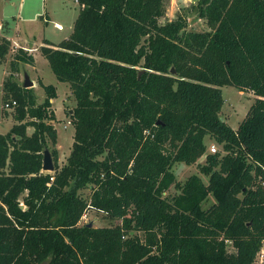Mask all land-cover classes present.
Segmentation results:
<instances>
[{"label": "trees", "instance_id": "trees-1", "mask_svg": "<svg viewBox=\"0 0 264 264\" xmlns=\"http://www.w3.org/2000/svg\"><path fill=\"white\" fill-rule=\"evenodd\" d=\"M77 1L71 35L41 47L76 100L63 166L54 147L55 170H43L58 138L56 87L40 80L38 104L33 87L4 81L17 104L16 123L0 133V264H258L264 0H199L203 31L188 29L183 14L161 23L169 0ZM11 51L0 35V60ZM13 51L12 69L34 64L25 48ZM228 85L255 95L237 129L221 114ZM178 162L197 163L208 181H179ZM172 186L177 193L165 196ZM89 187L87 199L80 191ZM88 208L121 223L81 224Z\"/></svg>", "mask_w": 264, "mask_h": 264}, {"label": "rangeland", "instance_id": "rangeland-1", "mask_svg": "<svg viewBox=\"0 0 264 264\" xmlns=\"http://www.w3.org/2000/svg\"><path fill=\"white\" fill-rule=\"evenodd\" d=\"M2 1L6 0H0V2ZM198 1L199 0H169L166 14L161 18L160 22L164 23L167 20L174 19L179 14H183L187 18L188 29L197 31L207 30L208 26L197 14L196 5ZM80 8V4L77 0H26L22 12H20L18 8H15V10L11 9V11H8L9 16L6 17V19L12 28L17 25L19 31L18 38L22 43L23 40H27L25 43L30 46L34 43L42 45L43 42L48 40L55 44H59L71 35ZM5 22L2 23L0 20V23L4 25H6ZM58 24L61 25V28ZM18 46L21 47L22 45L12 44V51L10 54L6 58L0 60V133H7L14 122L16 123L14 117L16 107L6 108L4 105L14 98L11 93L3 89L6 70H9L6 79L10 75L11 80L16 81L22 86L24 84L25 73H28L32 81L36 80V82H38V77H36L31 66H25L23 62H20L17 64L16 70L11 68V62L15 55V51L13 50H16ZM41 53L40 47L35 68H37L39 74L44 78L46 84L58 85L57 96L54 98V103H52V111L56 116V119L52 123L57 129L58 138L56 145L51 141L49 142V149L50 151H52L54 147L58 149L59 165L63 166L71 153L74 142L75 126L73 122L69 123L68 121H72L70 110L75 107L76 100L71 94L69 84L66 82H58L56 74L53 72L47 58ZM33 90L37 98V103H42L46 97L45 90L40 86H36V88L33 87ZM222 94L224 105L221 114L234 129H237L254 102L255 95L252 92L240 91L230 85L222 87ZM13 119L14 122L12 121ZM33 131L34 128L29 126L28 133L31 134ZM213 145H216L218 150H221V146L217 145L212 140H208V149L210 151ZM204 161V157L199 160V162ZM174 172L177 179L181 182H184L192 174H200L205 182L208 181V176L199 172L197 163L188 165L178 162L174 165ZM91 192L92 188L89 187L81 190L80 194L88 199ZM175 193H177V190L172 186L169 191L165 193V196H172ZM213 200L214 198L210 196L204 206L211 204ZM84 214H86V217L81 219V224L92 223V226L99 227L121 223L120 219L112 218L107 213L93 208H88ZM260 264H264V262Z\"/></svg>", "mask_w": 264, "mask_h": 264}, {"label": "crops", "instance_id": "crops-1", "mask_svg": "<svg viewBox=\"0 0 264 264\" xmlns=\"http://www.w3.org/2000/svg\"><path fill=\"white\" fill-rule=\"evenodd\" d=\"M25 4H26V0H6V1L0 2V20L2 21V23H4L6 21L5 22L6 25L3 24L4 25V29L1 31L0 35L9 38L10 40H12V42H16V43L22 45L30 53L33 54L34 59H35L34 64H29V63H24V64H25V66H31L33 68L32 70L34 71L36 77H38V79H37L38 82H36V80H35L33 87L36 88V86H40L41 88H43L39 84V81L41 80L44 84H46V83L44 81V78L41 76V74H39L37 68H35V66H36V63H37L36 61H37V57H38V50H39L40 47L45 45L44 42H43L42 45L34 43L31 46L25 43V41H27V40H23V43L20 42V39L18 38L19 31L17 29L18 28L17 25H15V27L12 28L10 26V24L7 22V19H6V17L9 16V14H8L9 10L11 11V9L15 10V8H18L19 11L22 12L24 10ZM58 25H59V27H61L60 24H58ZM49 42L52 44L51 46H53V47H57V45L60 44V43L59 44H55L54 42H51V41H49ZM25 69H26V67H25ZM8 72H9V70L7 69L6 72H5V75H4V81H5L6 77H7V74H9ZM4 81H3V89H4ZM58 82L60 83L61 81L58 80ZM52 85H54L56 87V91H57L58 85L57 84H52ZM52 103H54V99H52ZM12 121L14 122V119ZM14 124H15V122H14Z\"/></svg>", "mask_w": 264, "mask_h": 264}, {"label": "water", "instance_id": "water-1", "mask_svg": "<svg viewBox=\"0 0 264 264\" xmlns=\"http://www.w3.org/2000/svg\"><path fill=\"white\" fill-rule=\"evenodd\" d=\"M145 71V69H142L140 72H139V77L141 76V74ZM176 70L175 68L173 67L171 69V73H175ZM23 86L25 88H31L34 86V81L31 80L30 76L28 75V73H25L24 75V84ZM70 113H73V109L70 110ZM43 170L44 171H48V172H53L55 170V163H54V159H53V156H52V153L50 151L49 148H46L44 150V159H43ZM21 207L23 208L24 206L21 205ZM89 226H92V223H89L88 224ZM43 264H48V263H43Z\"/></svg>", "mask_w": 264, "mask_h": 264}, {"label": "built area", "instance_id": "built-area-1", "mask_svg": "<svg viewBox=\"0 0 264 264\" xmlns=\"http://www.w3.org/2000/svg\"><path fill=\"white\" fill-rule=\"evenodd\" d=\"M3 24L2 23H0V33H1V31L3 30ZM9 39V38H8ZM10 40V39H9ZM11 41V45L12 44H15V45H18V43H16V42H12V40H10ZM20 46H18V48H19ZM21 47H23V46H21ZM24 48V47H23ZM17 49V48H16ZM26 49V48H25ZM27 50V49H26ZM16 104H17V101L16 100H14V99H12L10 102H6L4 105H5V107L6 108H11V107H15L16 106ZM69 123L70 122H72V121H68ZM218 150V148H217V146L216 145H213L212 146V148H211V152H216ZM86 217V214H84L83 215V217L82 218H85ZM264 262V242H263V244H262V246H261V249H260V251L258 252V254H257V263H263Z\"/></svg>", "mask_w": 264, "mask_h": 264}, {"label": "bare ground", "instance_id": "bare-ground-1", "mask_svg": "<svg viewBox=\"0 0 264 264\" xmlns=\"http://www.w3.org/2000/svg\"><path fill=\"white\" fill-rule=\"evenodd\" d=\"M61 28V27H60Z\"/></svg>", "mask_w": 264, "mask_h": 264}]
</instances>
